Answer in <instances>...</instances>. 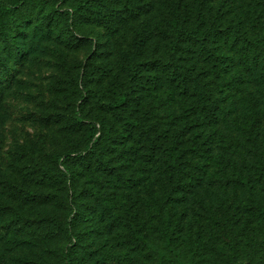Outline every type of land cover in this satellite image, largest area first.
Listing matches in <instances>:
<instances>
[{
  "label": "rangeland",
  "instance_id": "obj_1",
  "mask_svg": "<svg viewBox=\"0 0 264 264\" xmlns=\"http://www.w3.org/2000/svg\"><path fill=\"white\" fill-rule=\"evenodd\" d=\"M84 1L93 2L0 0V59L10 69H0V264H158L160 257L165 264H264L248 256L264 225L238 182L252 185L264 207V0H142L135 15L111 24L86 19ZM104 1L119 8L129 0ZM198 1L207 21L236 26L253 43L246 64L235 57L212 74L216 67L193 46L182 47L189 41L173 48L163 36L177 16L195 27ZM140 39L148 68L129 86L122 53ZM221 50L234 53L228 43ZM171 63L208 71L215 118L204 115L192 91L169 81ZM120 97L124 115L149 128L169 159L175 134L183 149L196 133L210 139L196 160L205 172L186 179L190 192L171 193L159 154L110 108ZM92 138H101L112 168L99 171L91 155L70 156L71 175L61 177L56 155L83 151ZM28 191L45 198H26ZM41 218L57 219L71 235L51 236L45 223L22 225Z\"/></svg>",
  "mask_w": 264,
  "mask_h": 264
},
{
  "label": "trees",
  "instance_id": "obj_2",
  "mask_svg": "<svg viewBox=\"0 0 264 264\" xmlns=\"http://www.w3.org/2000/svg\"><path fill=\"white\" fill-rule=\"evenodd\" d=\"M24 0H18V3H23ZM81 7L85 8L86 19L92 20L97 23L111 24L113 21L121 19L125 15H135L138 10H141L144 7V3L142 0H129L119 8H112L108 5V3L104 0H93L90 4L88 1H84L81 3ZM203 3L198 1L196 6V26L191 27L187 26L185 20L181 18V16H177L174 18L172 28L162 30L163 36L166 38H172L173 48H177L184 41H189V45H182L185 50L188 52H192V46L194 50L197 51L200 56H202L208 63H210L213 67H216L214 73L212 74L218 75L221 70L222 65L228 66L230 63L234 62L235 57H239L242 63H247V59L249 58L247 51L253 50V48L249 49L248 46L252 45L244 35L240 33L236 26H229L228 28H223V24L219 22L218 19H213L210 22L207 21ZM75 12L74 9H70L67 14L68 17L71 16ZM81 15H84L81 13ZM230 44L233 54H225L221 50L224 47V44ZM232 43V45H231ZM133 49L130 52H123L122 59L123 62L121 64V68L128 74L130 79L129 86H136L143 74L145 68H148L147 62H142L141 58L144 50V42L142 39L134 40L132 43ZM17 54H21L22 51L20 48L16 50ZM240 55V56H239ZM256 52L254 54V59H256ZM0 69L4 72L5 75L9 74V68L7 64L0 59ZM167 76L170 82H173L182 90H190L196 96L198 106L204 115L213 119L216 117V112L218 109L217 101L213 97V88L210 87L208 81H206L208 75L207 72H196L190 67H183L179 63H171L167 67ZM208 75V76H207ZM79 82L81 85L83 84V77L78 75ZM133 90V89H132ZM134 91V90H133ZM116 101V99H115ZM115 101L109 103L110 108L115 111V115L118 119L121 120L123 125L131 126L137 128V132L145 136L149 144V150L152 153H158L161 160V166L166 170V173L169 174L171 179V193L183 191L190 192V186L192 181H186V179L195 178L197 171H203L201 164L197 163L196 160L198 158L203 157L202 151H207L209 146L208 137L203 138L201 141L199 138L201 137L198 133L194 134V139H192V143L190 147L180 148L178 145L182 144L183 138L175 134L174 143H175V151L173 153V157L169 159V155L167 154L168 149L163 145V143L159 142L157 137L152 134L149 128H145L141 123L130 122L129 118L124 115V110L127 108V102L124 97H120L117 101L118 105H115ZM75 120L77 123H81L83 121L81 115L79 114V110L76 112ZM136 123V124H135ZM95 131L98 130L94 127ZM106 129L103 127V133ZM130 130V129H127ZM107 137L109 134L106 135ZM105 136V137H106ZM109 138V137H108ZM100 139L93 141V138L90 139V145L87 146L83 151H75L74 155L72 153L61 155H56L57 161H60L61 169L58 170V174L67 179L70 177L71 172L66 165L65 160L70 156H74L77 159L85 160L89 155L91 157H95L96 168L102 172H108L112 168L109 161L104 158V149L100 147ZM206 145V146H205ZM185 151V152H184ZM187 157V159H183ZM189 166V167H188ZM189 172V177H188ZM56 174V173H53ZM198 179V177H196ZM247 191L248 199L256 208L258 214L260 215L261 221L264 225V207H261L257 202L258 199L255 198L252 191V185H249L248 182L239 180L238 181ZM25 197L29 199H42L45 198V195L41 193H31L24 192ZM171 195L168 194V197ZM173 198V197H172ZM177 198V197H175ZM42 224L45 223L48 227L47 233L51 236H55L57 234L66 233L67 235H71L69 228H63L59 221L55 218H41L36 220L25 219L23 220L22 225L24 226H32L33 224ZM69 226L70 223L68 222ZM165 225V223H164ZM232 227L229 228V232H231ZM165 232H167V226L165 228ZM226 229L222 230V238L224 243L229 246L230 249L233 248L232 240L227 236ZM171 238V237H170ZM165 240L169 243V237L165 238ZM264 245V233L263 237L256 240L254 245L250 247L248 251V256H251L253 262L256 257H264V251L262 250ZM68 264L69 261L67 262ZM158 264H165L164 257H160L158 260ZM258 264V263H257Z\"/></svg>",
  "mask_w": 264,
  "mask_h": 264
}]
</instances>
